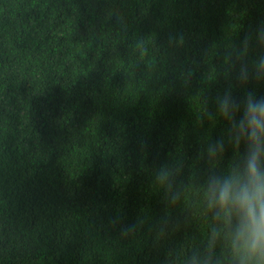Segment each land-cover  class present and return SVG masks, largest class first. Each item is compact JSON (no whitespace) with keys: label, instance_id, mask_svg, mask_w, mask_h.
Here are the masks:
<instances>
[{"label":"trees","instance_id":"1","mask_svg":"<svg viewBox=\"0 0 264 264\" xmlns=\"http://www.w3.org/2000/svg\"><path fill=\"white\" fill-rule=\"evenodd\" d=\"M262 28L264 0H0V264L203 253L204 180L244 151L215 101L264 96Z\"/></svg>","mask_w":264,"mask_h":264},{"label":"clouds","instance_id":"2","mask_svg":"<svg viewBox=\"0 0 264 264\" xmlns=\"http://www.w3.org/2000/svg\"><path fill=\"white\" fill-rule=\"evenodd\" d=\"M257 36L264 39V28ZM249 39L246 36L242 41V54L247 52ZM251 75L264 79V57L255 61ZM249 78V67L242 64L237 79L244 84ZM215 103L217 115L229 127L227 143L236 149L243 144L244 151L226 171L206 176L203 205L213 224L204 252L193 251L186 264H264V96L257 98L248 91L237 100L226 91ZM225 150L226 141L221 138L210 144L208 153L215 158ZM170 176L162 170L157 182L167 186Z\"/></svg>","mask_w":264,"mask_h":264}]
</instances>
